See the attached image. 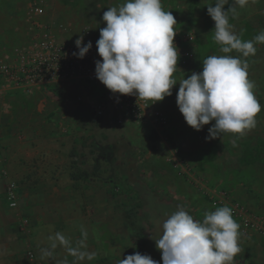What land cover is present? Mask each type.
Instances as JSON below:
<instances>
[{
  "label": "rangeland",
  "instance_id": "1",
  "mask_svg": "<svg viewBox=\"0 0 264 264\" xmlns=\"http://www.w3.org/2000/svg\"><path fill=\"white\" fill-rule=\"evenodd\" d=\"M33 2L43 8L42 15L28 13ZM124 2L0 0V48L5 50L2 56L26 41L29 17L40 19L61 39H69L84 25L100 34L106 24L103 13ZM215 2L161 0L163 10L170 11L177 21L176 31H196L192 59L186 65H177L173 75L179 81L202 71L203 59L211 55L246 60L248 79L254 83L253 93L261 111L255 117V128L243 136L224 133L221 138L205 139L214 121L200 131L187 125L176 104L179 82L173 86L172 95L158 101L167 117V124L160 128L149 122H128L121 111L114 109L103 87L79 80L49 83L27 93L10 92L4 99L0 147L6 136L27 131L29 138L43 137L47 139V149L61 153L59 162L65 172L70 177L80 176L71 177V186L82 211L93 215L102 207L105 212L92 229L105 248H115L111 255L104 256L108 264H118L120 259L139 251L137 228L150 209L148 202L140 206L138 187L167 205L183 207L194 220L203 221L205 212L225 206L214 204L210 190L264 216V43L254 40L264 32V0H249L243 8L234 5V0L224 5L225 10L235 7V13L228 12L232 31L242 41L254 43L256 53L248 57L235 50L222 53L221 46L213 40L214 21L207 14V5L214 6ZM7 115L13 122L7 121ZM89 194L100 198L101 203L90 205L86 201ZM163 218L157 213L152 216L157 239L162 235ZM239 233L241 251L234 257V264H264V237L245 235L240 228ZM153 250L158 249L154 246ZM156 254L161 256L160 250Z\"/></svg>",
  "mask_w": 264,
  "mask_h": 264
},
{
  "label": "clouds",
  "instance_id": "2",
  "mask_svg": "<svg viewBox=\"0 0 264 264\" xmlns=\"http://www.w3.org/2000/svg\"><path fill=\"white\" fill-rule=\"evenodd\" d=\"M255 2V0H253ZM249 0H234V5L245 7ZM228 0H216L207 5V14L214 21L213 40L222 53L233 50L243 57L255 55L253 41H242L229 24L224 9ZM106 22L96 41L98 55L95 62L96 78L112 93L133 95L151 103L172 95L173 86L179 82L176 104L187 125L200 131L214 121L205 139L221 138L232 133L243 136L255 128V117L261 105L254 93V83L248 79V63L230 55H211L203 59L202 71L192 72L179 81L174 77L179 52L174 43L177 21L170 11L162 8L161 0H125L118 7H110L102 15ZM87 30V29H86ZM85 30V31H86ZM264 43V32L254 37ZM75 40L79 49L73 55L83 58L91 49V41ZM150 103V104H151ZM163 231L155 246L161 252L162 264H234V257L241 251L238 244L240 225L233 219L229 206L205 212L203 221L194 220L179 208L163 222ZM57 241L65 246L77 260L95 259L96 254L69 247V241L57 233ZM42 258L51 257L52 251L42 249ZM67 264V262H65ZM118 264H158L150 255L135 252L120 259Z\"/></svg>",
  "mask_w": 264,
  "mask_h": 264
},
{
  "label": "crops",
  "instance_id": "3",
  "mask_svg": "<svg viewBox=\"0 0 264 264\" xmlns=\"http://www.w3.org/2000/svg\"><path fill=\"white\" fill-rule=\"evenodd\" d=\"M4 51L0 48V58ZM7 93L0 96V111ZM6 117L7 121L13 122L11 116ZM3 124L4 121L0 120L2 130ZM45 141L47 139L39 136L29 138L27 131L6 136L2 141L0 264H108L104 256L111 255L115 248H105L92 229L105 212L102 207H98L93 215L82 211L78 195L71 186V177L59 162L63 156L47 149ZM9 183H14L17 190V206L13 208L5 200ZM209 194L214 198L221 196L219 192L211 190ZM86 201L93 206L99 205L102 200L89 194ZM57 233L63 235L72 248L80 247L79 242L83 241L86 248L81 250L95 253V259L77 260L58 241L57 247L52 249L49 238ZM42 249L51 250L52 256L42 258ZM28 250L33 251V258L26 255Z\"/></svg>",
  "mask_w": 264,
  "mask_h": 264
},
{
  "label": "built area",
  "instance_id": "4",
  "mask_svg": "<svg viewBox=\"0 0 264 264\" xmlns=\"http://www.w3.org/2000/svg\"><path fill=\"white\" fill-rule=\"evenodd\" d=\"M29 8V14H43V8L37 2L31 3ZM27 24L29 30L27 29L26 41L0 58V96L7 92L27 93L49 83L79 80L103 87L114 109L121 111L128 122L137 125L149 122L158 128L167 124V117L158 101L151 103L133 95L112 93L96 78L95 62L102 60L96 47L100 34L95 33L89 25H84L71 38L61 39L54 34L51 27L43 26L40 19L29 17ZM80 36L83 37L82 45L89 41L92 43L91 49L83 58L73 55L79 51L75 40ZM195 41L194 31H176L174 43L179 52L177 65H186L192 59ZM210 197L214 198L212 195ZM6 199L9 207L17 206L18 197L14 183H9ZM213 200L214 204L223 203L232 209L233 218L240 225L243 234H260L264 237L263 215L249 212L243 204L233 202L222 194ZM26 255L33 258V251L28 250Z\"/></svg>",
  "mask_w": 264,
  "mask_h": 264
},
{
  "label": "trees",
  "instance_id": "5",
  "mask_svg": "<svg viewBox=\"0 0 264 264\" xmlns=\"http://www.w3.org/2000/svg\"><path fill=\"white\" fill-rule=\"evenodd\" d=\"M71 177L74 179L80 178V176L74 174H72ZM136 191L138 192L139 199L142 201V204H140V206L144 205L145 202H148V208L150 209V211L145 214L146 218L144 219V222L137 228L138 232H136V234L138 239V252L142 255H150L155 261L161 264V256L156 254L158 250H153L155 246V240H157V238L153 231L152 216L153 214L157 213L160 214L161 219L163 217V219H167L168 216L179 210V208L183 207H175L170 204L167 205L163 200H161V198H155V195H152V193L149 191L143 190V188L141 187H138ZM158 203H160L161 205L158 206ZM131 212L133 213L135 212V210H132ZM131 212H129L130 215H132Z\"/></svg>",
  "mask_w": 264,
  "mask_h": 264
}]
</instances>
